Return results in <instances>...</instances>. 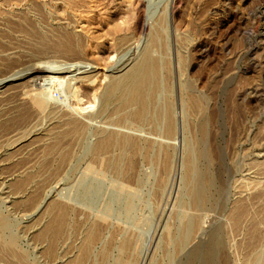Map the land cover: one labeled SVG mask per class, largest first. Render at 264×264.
<instances>
[{"label":"rangeland","instance_id":"374dc122","mask_svg":"<svg viewBox=\"0 0 264 264\" xmlns=\"http://www.w3.org/2000/svg\"><path fill=\"white\" fill-rule=\"evenodd\" d=\"M142 1L0 0V264H264V0Z\"/></svg>","mask_w":264,"mask_h":264},{"label":"bare ground","instance_id":"6f19581e","mask_svg":"<svg viewBox=\"0 0 264 264\" xmlns=\"http://www.w3.org/2000/svg\"><path fill=\"white\" fill-rule=\"evenodd\" d=\"M162 1H164V0H143L141 3L143 4V6H146L147 7V9H148V12H149V14H148V18H150V17H153L156 13H155V11H156V8H157V6L160 4V3H162ZM138 4V3H137ZM163 4V3H162ZM142 6V5H141ZM152 6H155V9L153 10L151 7ZM173 6H174V0H165V6H164V9H165V13L168 15L169 14V16L170 17H172V15H173ZM158 10V9H157ZM163 11V10H162ZM146 14V15H147ZM145 18V17H144ZM147 18V20H149ZM145 22V21H144ZM146 23V22H145ZM143 24V23H142ZM144 25V24H143ZM146 25V24H145ZM67 67V66H66ZM45 69H46V67H44ZM53 68V67H52ZM38 69V68H37ZM51 70V69H50ZM39 71H41V70H28V71H22L21 73H15L14 75H12V76H9V78L8 77H6L7 79H2V80H0V84L2 83H5V82H7V81H10V80H12V79H14V78H17V77H20V78H22V77H28V81L30 82V81H32V80H36V78H39L40 76H39ZM43 71V70H42ZM45 71H47V70H45ZM10 77H13V78H10ZM50 77V79H52V80H54L56 83H59V86H61V85H63V83L66 81V79H64V77L65 76H58V75H55V76H49ZM61 89L62 88H60V89H57V90H59L58 92H57V94L56 95H52L50 98H57L58 96H59V94L61 93ZM125 93H123V95H124ZM122 95V94H121ZM142 95H143V93H141L139 90H138V88L136 87L134 90H130L129 92H127L126 94H125V97L123 98L124 99V101L123 102H126V103H133V102H136V101H141V98H142ZM122 99V100H123ZM143 113H144V107H142L141 108V110H139V112H138V115L139 116H142L143 115ZM147 116V115H146ZM71 128L73 129V130H78V128H79V125H78V123L76 122H72V124H71ZM82 132V131H81ZM83 134V133H82ZM82 137V136H81ZM98 139V138H97ZM96 139V140H97ZM88 141V140H87ZM87 141H85V142H87ZM95 141V140H94ZM101 142V141H100ZM91 143V142H90ZM97 143V142H96ZM107 145V144H106ZM105 145V146H106ZM86 146V145H85ZM89 146H91V145H89ZM94 146V145H93ZM93 146H91V147H93ZM103 146H104V144H103ZM90 148V147H89ZM94 148V147H93ZM106 148V147H105ZM89 150H92V149H89ZM85 151H86V149H85ZM100 154V153H99ZM203 157V156H202ZM177 178V177H176ZM176 184V183H175ZM55 188V187H54ZM53 189V188H52ZM52 189H50L48 192H47V194H46V196H45V198L47 197V196H49V195H51V190ZM48 198V197H47ZM167 199V198H166ZM42 205V204H41ZM204 217H205V215H204ZM214 219H216V218H214ZM204 220V219H203ZM202 220V221H203ZM218 220V219H217ZM206 223V222H205ZM211 226V225H210ZM202 228V227H201ZM200 232V231H199Z\"/></svg>","mask_w":264,"mask_h":264}]
</instances>
